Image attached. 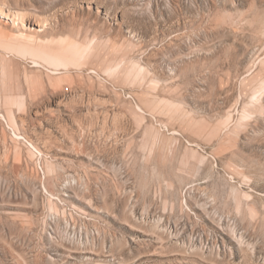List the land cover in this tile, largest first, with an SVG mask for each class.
I'll list each match as a JSON object with an SVG mask.
<instances>
[{"label":"rangeland","instance_id":"1","mask_svg":"<svg viewBox=\"0 0 264 264\" xmlns=\"http://www.w3.org/2000/svg\"><path fill=\"white\" fill-rule=\"evenodd\" d=\"M0 264H264V0H0Z\"/></svg>","mask_w":264,"mask_h":264},{"label":"bare ground","instance_id":"2","mask_svg":"<svg viewBox=\"0 0 264 264\" xmlns=\"http://www.w3.org/2000/svg\"><path fill=\"white\" fill-rule=\"evenodd\" d=\"M4 16V15H3Z\"/></svg>","mask_w":264,"mask_h":264}]
</instances>
